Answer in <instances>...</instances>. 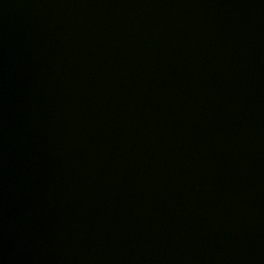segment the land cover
I'll use <instances>...</instances> for the list:
<instances>
[{"label":"water","instance_id":"water-1","mask_svg":"<svg viewBox=\"0 0 264 264\" xmlns=\"http://www.w3.org/2000/svg\"><path fill=\"white\" fill-rule=\"evenodd\" d=\"M0 264H264V0H0Z\"/></svg>","mask_w":264,"mask_h":264}]
</instances>
